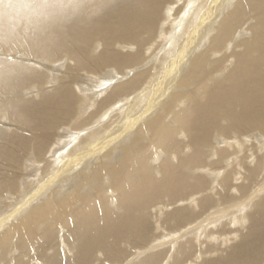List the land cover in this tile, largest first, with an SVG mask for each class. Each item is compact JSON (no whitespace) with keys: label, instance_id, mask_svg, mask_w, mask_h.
I'll use <instances>...</instances> for the list:
<instances>
[{"label":"bare ground","instance_id":"obj_1","mask_svg":"<svg viewBox=\"0 0 264 264\" xmlns=\"http://www.w3.org/2000/svg\"><path fill=\"white\" fill-rule=\"evenodd\" d=\"M1 200L0 264H264V0H0Z\"/></svg>","mask_w":264,"mask_h":264},{"label":"rangeland","instance_id":"obj_2","mask_svg":"<svg viewBox=\"0 0 264 264\" xmlns=\"http://www.w3.org/2000/svg\"><path fill=\"white\" fill-rule=\"evenodd\" d=\"M135 108V107H134ZM127 117V116H126ZM132 118V117H131ZM130 119V118H129ZM124 120H126L125 119V117H124ZM129 139H130V136L128 137ZM129 139H126L125 138V140L126 141H129ZM124 142L125 141H123V143H122V140H121V143L119 144V145H122V144H124ZM62 148H60V150H61ZM161 156H159V159H156L155 158V160L154 161H151L150 162V164H151V167H153V171H156L155 170V167L157 166V165H159L160 164V162H161V158H160ZM120 158V156H119V154L117 155V157H116V159L115 160H118ZM158 158V157H157ZM159 160V161H158ZM159 162V164H158V162ZM155 165V166H154ZM27 169H28V173H29V175L33 178V179H35L36 178V170H35V168H34V165L32 164V163H28L27 164ZM32 168V169H31ZM32 170V171H31ZM38 173V172H37ZM158 174V171H156L155 172V175L156 176H159V174ZM11 204H12V201H7V200H5V201H3V200H1L0 201V216H2V215H5V213L7 212V211H9V209H8V207H10L11 206Z\"/></svg>","mask_w":264,"mask_h":264}]
</instances>
